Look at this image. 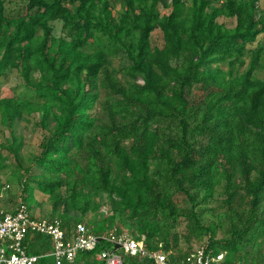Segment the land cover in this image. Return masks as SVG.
Here are the masks:
<instances>
[{"label": "trees", "instance_id": "obj_1", "mask_svg": "<svg viewBox=\"0 0 264 264\" xmlns=\"http://www.w3.org/2000/svg\"><path fill=\"white\" fill-rule=\"evenodd\" d=\"M259 1L24 0V12L8 16L0 0V74L15 69L26 87L0 97V123L12 129L0 141V171L9 166L7 149L17 160L14 173L27 171L23 202L37 188L54 212L65 204L49 218L67 230L83 222L103 234L124 224L148 250L163 243L184 255L194 241H207L226 250L228 262L264 263ZM157 29L162 45L152 39ZM36 112L44 135L32 158L42 172L33 174L14 127ZM218 192L229 224L222 237L225 221L206 220ZM104 200L110 208L98 219ZM110 247L100 239L73 264H103L98 253ZM46 258L36 264H56ZM148 263L123 253V264Z\"/></svg>", "mask_w": 264, "mask_h": 264}, {"label": "built area", "instance_id": "obj_2", "mask_svg": "<svg viewBox=\"0 0 264 264\" xmlns=\"http://www.w3.org/2000/svg\"><path fill=\"white\" fill-rule=\"evenodd\" d=\"M36 234L48 237L53 247L51 251L41 254L29 252ZM100 239L111 243L110 248L98 253L97 257L103 264H123V253L146 257L148 264H259L244 259L228 262L227 251H217L207 241L195 245L184 255L165 249L163 243H159L157 249L148 250L144 239L118 232L116 227L107 233L97 234L86 223L78 222L67 230L57 217L32 214L23 201L13 208L0 206V264H36L42 256L47 255H51L56 264H73L79 252L95 249Z\"/></svg>", "mask_w": 264, "mask_h": 264}, {"label": "rangeland", "instance_id": "obj_3", "mask_svg": "<svg viewBox=\"0 0 264 264\" xmlns=\"http://www.w3.org/2000/svg\"><path fill=\"white\" fill-rule=\"evenodd\" d=\"M5 1V12L8 16L12 15H20L24 12V0H4ZM259 5L261 7L264 6V0L259 1ZM119 7V5H118ZM161 13H168L169 9L166 7H163L162 5L159 6ZM220 21H225L229 26L235 24V19L233 18H226V17H220ZM56 35H60L62 33V24L60 22H57L55 24ZM153 41L159 45H162L163 43V36L159 29L155 30L153 32ZM263 72L261 71V74ZM36 76H38V73H36ZM22 77L19 75V73L15 69L8 70L4 74H0V97L5 96H16L20 95L21 92L26 90V87L23 85ZM15 133L17 136L22 139L23 147L21 149V153L24 156L25 162L24 165H32L33 171L32 173H41L42 170L39 169L36 164L32 161V158L34 155L38 154L40 152V143L42 141L43 135H44V129L39 124V113H33L31 116L26 115L25 119H20L16 122V125L14 127ZM12 134V129L10 127L4 126L0 123V141L6 142V139H9ZM3 152L6 158V163L9 165L6 168H3L0 171V182L3 187V193L0 194V206L5 208H13L15 207L19 202L23 201V195H22V179L24 180L27 171L22 167L19 169V171L14 173V169L17 166L16 164V158L13 153H10L7 149H3ZM105 196L102 197L104 199ZM95 199L97 201H100L101 197L98 195H95ZM101 207L98 214V219L103 217V213H107V211L110 208V205L104 202L100 203ZM215 214L212 212L207 214L206 220L209 222L216 221L223 219L225 222L223 223L224 226H220L218 228L217 235L218 237L226 236L227 235V229L229 227L228 221H226V216L224 215L226 211V206L223 200V197L221 193H217L215 197L211 200V202L208 205ZM28 207L31 209L32 214H36L38 216L42 217H51L52 214H55L57 212H62L65 210V204L61 203L60 208H58L57 212H54V201L51 199V197L48 194H45L41 192L39 189L34 190V199L30 200L28 203ZM71 215H74L75 213L73 211H69ZM89 217H93L94 212H89ZM87 218V217H86ZM88 219L85 220L87 222ZM88 223V222H87ZM89 227H92L93 224L88 223ZM120 225V224H119ZM118 229V228H117ZM118 232H123L130 234L131 231L128 229V227L124 224L121 225V228H119ZM197 242H193V245L195 246ZM183 246V245H182ZM29 247L37 248L39 251L42 250L41 253L48 252L52 250V245L50 244L47 236H42L36 241L33 242V240L30 243ZM184 250H187L186 244L183 246ZM263 251H264V244H263ZM40 253V254H41ZM48 261H52L53 257L51 255L45 256Z\"/></svg>", "mask_w": 264, "mask_h": 264}]
</instances>
